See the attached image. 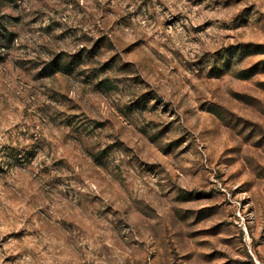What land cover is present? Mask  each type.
Returning a JSON list of instances; mask_svg holds the SVG:
<instances>
[{"label":"rangeland","instance_id":"374dc122","mask_svg":"<svg viewBox=\"0 0 264 264\" xmlns=\"http://www.w3.org/2000/svg\"><path fill=\"white\" fill-rule=\"evenodd\" d=\"M0 264H264V0H0Z\"/></svg>","mask_w":264,"mask_h":264}]
</instances>
